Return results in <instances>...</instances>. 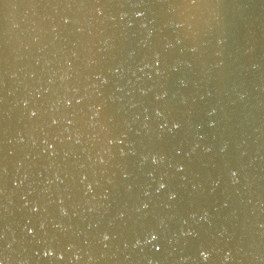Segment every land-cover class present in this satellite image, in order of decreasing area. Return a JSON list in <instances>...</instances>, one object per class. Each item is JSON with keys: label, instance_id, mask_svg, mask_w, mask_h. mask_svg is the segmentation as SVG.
Masks as SVG:
<instances>
[{"label": "water", "instance_id": "obj_1", "mask_svg": "<svg viewBox=\"0 0 264 264\" xmlns=\"http://www.w3.org/2000/svg\"><path fill=\"white\" fill-rule=\"evenodd\" d=\"M0 264H264V0H0Z\"/></svg>", "mask_w": 264, "mask_h": 264}, {"label": "snow or ice", "instance_id": "obj_2", "mask_svg": "<svg viewBox=\"0 0 264 264\" xmlns=\"http://www.w3.org/2000/svg\"><path fill=\"white\" fill-rule=\"evenodd\" d=\"M97 12L99 13V10H98V9H97ZM100 14H102V13H100ZM137 15H142V13L137 12ZM65 23H67V20L65 21ZM32 115L35 116L36 113H35V112H32ZM157 115H159V113H157ZM154 162H155V160H154ZM233 175H235V174L233 173ZM160 187L163 188L164 185L161 184ZM171 198H172V197H170V199H171ZM147 206H148L147 204L144 205V207H147ZM34 211H35V209H34ZM29 231H31V230L29 229ZM104 238H105V239H108L107 236H105ZM151 239L155 241V240L157 239V237H156L155 235H153V236L151 237ZM156 251H159V248H158V247L156 248ZM44 254L47 256V255H51L52 253H51V251H45ZM200 255H201L205 260L208 259V254H207L206 252H203V251H202V252L200 253Z\"/></svg>", "mask_w": 264, "mask_h": 264}]
</instances>
